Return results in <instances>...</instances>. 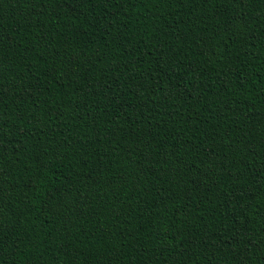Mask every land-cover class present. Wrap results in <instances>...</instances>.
I'll return each instance as SVG.
<instances>
[{"label": "trees", "instance_id": "obj_1", "mask_svg": "<svg viewBox=\"0 0 264 264\" xmlns=\"http://www.w3.org/2000/svg\"><path fill=\"white\" fill-rule=\"evenodd\" d=\"M0 264H264V0H0Z\"/></svg>", "mask_w": 264, "mask_h": 264}]
</instances>
